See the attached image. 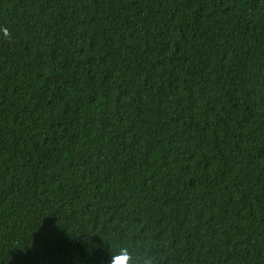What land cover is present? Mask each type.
I'll return each instance as SVG.
<instances>
[{"label": "trees", "instance_id": "1", "mask_svg": "<svg viewBox=\"0 0 264 264\" xmlns=\"http://www.w3.org/2000/svg\"><path fill=\"white\" fill-rule=\"evenodd\" d=\"M0 264H264V0H0Z\"/></svg>", "mask_w": 264, "mask_h": 264}, {"label": "clouds", "instance_id": "2", "mask_svg": "<svg viewBox=\"0 0 264 264\" xmlns=\"http://www.w3.org/2000/svg\"><path fill=\"white\" fill-rule=\"evenodd\" d=\"M0 36L10 39L11 32L7 27H0ZM109 264H136V260L128 246H121L117 252L111 254Z\"/></svg>", "mask_w": 264, "mask_h": 264}]
</instances>
